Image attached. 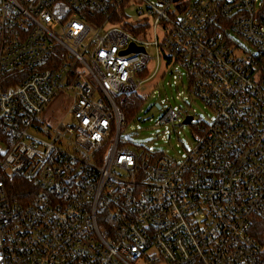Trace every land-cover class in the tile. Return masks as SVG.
<instances>
[{"label": "built area", "instance_id": "2783aa9c", "mask_svg": "<svg viewBox=\"0 0 264 264\" xmlns=\"http://www.w3.org/2000/svg\"><path fill=\"white\" fill-rule=\"evenodd\" d=\"M161 62L215 113L179 159L123 134ZM259 220L264 0H0V264H264Z\"/></svg>", "mask_w": 264, "mask_h": 264}, {"label": "rangeland", "instance_id": "374dc122", "mask_svg": "<svg viewBox=\"0 0 264 264\" xmlns=\"http://www.w3.org/2000/svg\"><path fill=\"white\" fill-rule=\"evenodd\" d=\"M156 34L160 39L162 33L159 29ZM146 38L153 39V35L148 34ZM241 42L246 44L243 40ZM148 66L153 70L155 61L152 60ZM188 91V78L183 67L177 64L166 66L161 62L155 75L136 88L138 96L143 99L142 104L136 115L127 118L123 131L131 139V145H143L174 159L185 154V150L193 145L195 133L199 132L201 125L208 124L215 116L208 104ZM71 100L70 95L56 94L43 116L50 117V120L62 117L71 106ZM165 105H171L181 113L175 127L155 125ZM66 116L69 117L68 114ZM187 116L192 117L189 123L178 124Z\"/></svg>", "mask_w": 264, "mask_h": 264}, {"label": "trees", "instance_id": "16d2710c", "mask_svg": "<svg viewBox=\"0 0 264 264\" xmlns=\"http://www.w3.org/2000/svg\"><path fill=\"white\" fill-rule=\"evenodd\" d=\"M142 98L138 96L137 94L130 95L127 99V101L123 105V112L127 118H129L132 114L134 115L135 113L138 112L139 108L141 107L142 104ZM23 185L21 184L19 190L23 189ZM256 230L254 232V235L257 239H261L263 241L264 237V222L259 220L257 224H255Z\"/></svg>", "mask_w": 264, "mask_h": 264}, {"label": "water", "instance_id": "95a60500", "mask_svg": "<svg viewBox=\"0 0 264 264\" xmlns=\"http://www.w3.org/2000/svg\"><path fill=\"white\" fill-rule=\"evenodd\" d=\"M129 51H144V49L142 47H137L135 44H130L128 46V48H126L123 52L126 53V52H129ZM192 117L191 116H187L185 117V119L179 123V124H182V123H189L191 121Z\"/></svg>", "mask_w": 264, "mask_h": 264}]
</instances>
